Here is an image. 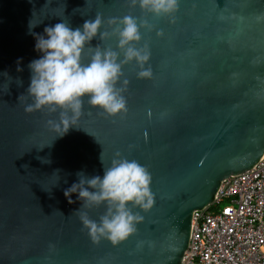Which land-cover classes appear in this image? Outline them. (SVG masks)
Instances as JSON below:
<instances>
[{
	"label": "water",
	"instance_id": "water-1",
	"mask_svg": "<svg viewBox=\"0 0 264 264\" xmlns=\"http://www.w3.org/2000/svg\"><path fill=\"white\" fill-rule=\"evenodd\" d=\"M97 15L101 32L129 15L146 22L136 47L148 45L153 75L138 78L139 66L125 65L117 87L128 81L127 111L109 116L86 95L76 126L59 137V110L25 111L28 64L41 55L29 25L43 34L62 19L75 29ZM262 16L264 0H180L173 17L131 0H0V264H181L194 212L264 154ZM117 43L98 33L82 62L91 47L118 51ZM102 153L106 166L121 153L153 178L154 206L115 246L93 243L80 220L87 212L98 221L106 206L85 208L78 194L74 203L64 195L81 171L103 176Z\"/></svg>",
	"mask_w": 264,
	"mask_h": 264
},
{
	"label": "clouds",
	"instance_id": "clouds-1",
	"mask_svg": "<svg viewBox=\"0 0 264 264\" xmlns=\"http://www.w3.org/2000/svg\"><path fill=\"white\" fill-rule=\"evenodd\" d=\"M131 3L156 16L166 17H173L180 6V0H131ZM258 19H264V16ZM103 24V18L97 15L94 20H85L82 28L73 29L69 22L62 19V22L45 27L43 34H36L32 32L35 26L30 22L29 34L34 36L35 50L41 55L28 64L30 84L27 96L31 97L32 102L25 107V111L31 113L45 107L53 112L59 110L60 123L56 125L61 132L59 137L76 126L84 105L82 98L86 95L90 106L99 108L109 116L127 111L123 93L128 81H123L124 87H117L124 75L125 65L137 64L138 78H151L153 75L149 66L151 52L148 45L136 47L142 40L140 29L147 27L146 22L142 25L130 15L119 21L109 20L110 26L115 25L111 33L101 32ZM98 33L101 40L115 35L118 38V51L99 45L91 47L90 60L85 64L82 54ZM21 62L22 58L18 64ZM22 70L18 68V71ZM4 75L9 77L7 72ZM9 84L5 93L9 91ZM23 96L18 97L19 102ZM100 160L104 166L102 177H89L81 171L77 173L78 183L65 189L64 195L69 203H74L72 196L78 194L85 208L105 205L106 211L98 221L91 219L87 212L80 213V220L93 243L107 239L115 246L137 231V224L143 219L140 212L154 206L155 196L151 190L153 178L148 168L121 153L116 154L110 165H105L103 153Z\"/></svg>",
	"mask_w": 264,
	"mask_h": 264
},
{
	"label": "built area",
	"instance_id": "built-area-1",
	"mask_svg": "<svg viewBox=\"0 0 264 264\" xmlns=\"http://www.w3.org/2000/svg\"><path fill=\"white\" fill-rule=\"evenodd\" d=\"M181 264H264V154L231 176L215 201L195 211Z\"/></svg>",
	"mask_w": 264,
	"mask_h": 264
}]
</instances>
